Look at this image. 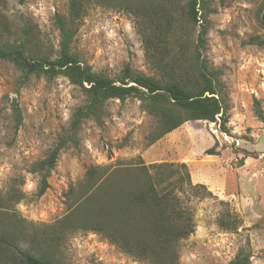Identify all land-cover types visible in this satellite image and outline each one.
<instances>
[{
	"label": "rangeland",
	"instance_id": "374dc122",
	"mask_svg": "<svg viewBox=\"0 0 264 264\" xmlns=\"http://www.w3.org/2000/svg\"><path fill=\"white\" fill-rule=\"evenodd\" d=\"M107 2L88 7L72 51L84 65L112 79L129 64L135 72L162 80V71L146 57L133 15L115 6L114 0ZM69 4L70 0H0V42L26 41L23 30L32 27L29 54L57 57L60 34L54 16L67 17ZM179 4L181 23L185 0ZM208 4L212 12L207 15L204 54L212 68L223 72L229 132L216 123L192 121L150 144L157 124L141 101L111 99L100 123H83L79 148L60 153L42 196L37 195L41 175L34 165L68 129L86 97L66 77L48 81L32 75L24 80L12 63L0 60V264H20L24 255L54 264H155L128 254L99 232L78 229L81 211H71L80 194L77 191L73 200L67 196L91 167L109 173L140 163H184L192 185H205L213 195L193 196L196 191L190 189L179 194L196 227L176 246L172 264H228L240 253L250 255V264H264V122L254 109L256 99L264 113V46L249 42L255 37L264 40V0ZM197 31L191 30V38ZM169 47L168 66L177 50L174 39ZM212 148L217 155L206 154ZM226 213L238 219L234 229L219 225Z\"/></svg>",
	"mask_w": 264,
	"mask_h": 264
},
{
	"label": "trees",
	"instance_id": "16d2710c",
	"mask_svg": "<svg viewBox=\"0 0 264 264\" xmlns=\"http://www.w3.org/2000/svg\"><path fill=\"white\" fill-rule=\"evenodd\" d=\"M107 1L70 0L68 16H54V25L60 34V48L55 58L29 54L27 40L32 27L23 30L26 41L0 42V60L12 63L23 73L24 80L32 75L48 81L63 76L80 87L86 97V104L73 112L68 129L48 155L34 165V172L41 175L38 196L44 195L49 188L48 178L60 153L70 147L79 148L83 123L87 120L100 123L105 104L111 99L138 98L141 101L157 124L149 137L150 144L192 121L216 123L222 132H229L225 86L221 81L223 72L212 68L204 54L210 26L207 15L212 12L208 0H185L181 23L177 18L181 0H114L115 6L133 15L146 57L162 71V80L135 72L129 64L112 79L94 72L72 51L88 7L107 4ZM192 29H198L193 38ZM171 39L177 50L173 51L168 66ZM249 42L264 46V40L258 37ZM254 109L258 119L264 122L261 103L256 99ZM15 114L21 122L18 105ZM206 154L218 153L212 148ZM100 169L89 168L84 181L67 193L70 200L77 191L80 194L77 206L71 211L73 214L81 211L78 229L99 232L137 258L155 264H172L177 259L176 246L191 236L196 227L191 210L184 206L179 194L190 189L196 191L192 192L193 196L208 198L212 193L205 185H192L184 163L122 165L109 173L100 172ZM237 222L230 213L219 219V225L228 229H234ZM250 258L240 253L228 264H250ZM20 264L54 263L44 257L24 255Z\"/></svg>",
	"mask_w": 264,
	"mask_h": 264
}]
</instances>
